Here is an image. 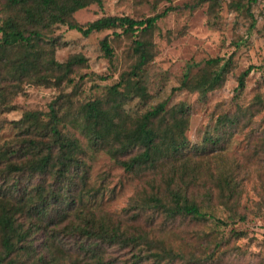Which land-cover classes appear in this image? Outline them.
<instances>
[{"label": "trees", "instance_id": "trees-1", "mask_svg": "<svg viewBox=\"0 0 264 264\" xmlns=\"http://www.w3.org/2000/svg\"><path fill=\"white\" fill-rule=\"evenodd\" d=\"M221 1L198 0L191 8L209 3V24L214 26ZM258 1L231 0L230 7L252 18ZM103 3L0 0V131L10 126L9 134L0 137V264L223 261L237 251L232 241L246 237L234 228L221 231L245 220L239 213L242 181L251 169L264 171V127L254 121L264 111V95L246 107L234 102L199 145L187 137L191 109L185 103L168 107L162 101L131 111L135 99L149 101L145 76L156 56L155 33L172 9L140 19L104 15L83 24L76 20L77 12ZM62 27L85 37L107 31L131 37L129 69L100 95L78 98L77 76L81 80L89 59L83 54L57 59L66 45L56 34ZM100 47L113 64L108 35ZM232 57L208 59L196 73H187L177 89L206 97L226 82ZM253 69L239 77L236 100ZM28 86L61 93L47 110L23 109L19 119L9 120L6 115L21 108L16 99L27 94ZM69 87L72 91L65 93ZM246 128L247 147L240 155L230 149L231 138ZM96 152L106 153L142 181L123 215L102 210L105 177L92 184L88 163ZM214 199L227 217L219 216ZM177 222L193 226L190 237L168 232Z\"/></svg>", "mask_w": 264, "mask_h": 264}, {"label": "rangeland", "instance_id": "rangeland-1", "mask_svg": "<svg viewBox=\"0 0 264 264\" xmlns=\"http://www.w3.org/2000/svg\"><path fill=\"white\" fill-rule=\"evenodd\" d=\"M198 0H170L156 4L154 0H104L103 6L91 5L88 9L76 13L80 23L93 22L104 15L131 16L137 19L172 10L158 22L155 33L157 45L156 56L149 65L145 82L149 101L145 103L135 99L131 111H140L150 105L168 101V107L185 103L190 106L191 118L187 137L191 145H199L203 141L205 131L215 125L217 117L232 108L234 102L248 106L255 97L264 95V0H259L252 7L251 18L245 12H237L230 7L231 0H222L221 7L216 8L217 24L210 26V5L204 3L197 8L191 6ZM66 45L57 53V59L64 61L73 54H83L89 59V67L80 72V95L83 101L100 95L105 87L112 86L119 80L121 73L127 71L132 62V38L115 36L112 31L95 33L89 37L76 30L62 27L57 33ZM114 49V61L111 64L101 51L100 41L105 36ZM233 56V57H232ZM232 57L234 67L228 74L226 82L219 89L201 97L198 93L178 90L181 80L189 73H196L205 61L212 58ZM254 67L246 79L245 89L235 99L234 90L238 86L241 74ZM103 77L106 80H102ZM27 94L20 96L16 102L21 107L18 111L7 114L9 120L21 117L23 109L47 110L59 95L60 91L49 88L28 86ZM72 91L66 88L65 93ZM264 127V111L254 118ZM10 126L0 131V137L9 134ZM244 133L236 134L231 139L230 149L237 154L246 151L247 140ZM84 140V139H83ZM91 166V182L101 183L107 193L102 210L120 216L129 206L131 198L141 185V179L127 173L116 165L104 152H96L89 160ZM252 170V171H251ZM246 180L242 181L239 213L245 220L237 219L234 225L223 228L227 234L229 228L245 231L246 237L232 241L237 247L236 253L229 254L216 264H264V171L251 169ZM219 216L227 217L228 211L220 206L216 199ZM160 227V224L157 225ZM169 230L180 234L182 238L190 237L193 226L175 223ZM171 234V233H170ZM118 256L116 252L111 251ZM176 264H181L180 262Z\"/></svg>", "mask_w": 264, "mask_h": 264}]
</instances>
